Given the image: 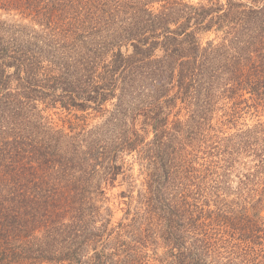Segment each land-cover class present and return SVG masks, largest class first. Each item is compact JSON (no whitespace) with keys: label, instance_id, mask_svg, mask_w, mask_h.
Returning <instances> with one entry per match:
<instances>
[{"label":"trees","instance_id":"obj_1","mask_svg":"<svg viewBox=\"0 0 264 264\" xmlns=\"http://www.w3.org/2000/svg\"><path fill=\"white\" fill-rule=\"evenodd\" d=\"M248 113L264 0H0V264H264Z\"/></svg>","mask_w":264,"mask_h":264},{"label":"rangeland","instance_id":"obj_2","mask_svg":"<svg viewBox=\"0 0 264 264\" xmlns=\"http://www.w3.org/2000/svg\"><path fill=\"white\" fill-rule=\"evenodd\" d=\"M192 2H198L201 0H191ZM215 37V34L213 33H209V34H203L201 35V41L203 44H206V42L209 39H212ZM59 113H56L55 110H49L47 111L46 114H48L49 118L51 119V121L53 122L54 125H57L58 127H63L64 125L67 127L68 124H65L63 119L66 117V112L64 111H59ZM258 118H262L264 119V114L261 115V117H254L253 115H251V113L246 114V116L240 120L241 123H247V124H253L255 123ZM241 126V125H239ZM229 132H233L234 128L229 129ZM134 176L139 178L138 181V186L137 188H141V179L143 178V175L140 174V165L138 162L134 163ZM126 188V184H123V186H117L116 188H114L111 193L109 194L111 196V201L109 202V204L113 207L114 209V215L112 217V223L115 224L119 219L122 218L124 211L122 210L124 207V204L121 202V199L117 196L119 191L121 189Z\"/></svg>","mask_w":264,"mask_h":264}]
</instances>
